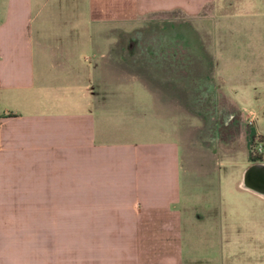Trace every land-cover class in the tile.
Instances as JSON below:
<instances>
[{
    "label": "crops",
    "instance_id": "1",
    "mask_svg": "<svg viewBox=\"0 0 264 264\" xmlns=\"http://www.w3.org/2000/svg\"><path fill=\"white\" fill-rule=\"evenodd\" d=\"M74 1L66 0V10L75 7ZM85 1L92 10L81 22L74 23L68 13L57 19L66 32L65 41L58 43V35L49 42L33 38L32 0H3L0 264H264V158H247L249 133L264 138V79L258 86L249 81L241 96L231 89H215L211 82V90H220L226 102L237 104L236 98H241L256 105L240 108L250 118L238 143L243 160H227L234 157L235 145L201 146L199 126L191 123L181 126V132L170 130L175 138L108 140L103 96L95 97L89 69L86 77L79 74L83 67L78 57L85 53L65 44L80 30V39L88 43L91 21L121 20L123 12L179 10L194 16L209 4L215 13L219 7L226 9L213 18L241 13L254 22L264 19V0H133L132 8L125 5L127 0H96L93 5ZM45 3L39 1L34 14ZM42 66L66 67L81 76L75 87L68 84L74 87L68 90L69 100L53 99L58 86L41 84L45 80L37 67ZM105 71L100 67L101 74ZM245 71L255 74L256 67ZM257 71L264 75V66ZM139 85L151 93L147 103L154 110L155 93L140 80ZM42 94L67 110L42 109ZM214 97L218 101V95ZM188 102L181 99V107ZM129 103L133 116H142L131 105L139 102ZM161 111L151 114L163 118L167 112L164 107ZM194 171L198 178L215 174V185L207 181L204 190L216 192L217 206L181 203L185 187L197 182ZM235 189L243 203L235 213L240 223L230 220L232 212L226 207L227 195ZM185 200H190L188 195Z\"/></svg>",
    "mask_w": 264,
    "mask_h": 264
},
{
    "label": "rangeland",
    "instance_id": "2",
    "mask_svg": "<svg viewBox=\"0 0 264 264\" xmlns=\"http://www.w3.org/2000/svg\"><path fill=\"white\" fill-rule=\"evenodd\" d=\"M39 1L32 0L29 11L31 34L37 40L42 36L45 38L43 40L48 41L49 37L58 35V43L60 40L64 42V25H60V22L58 25L57 19L68 13L74 23L81 22L85 13L92 10L86 6L85 0H75V7H68L67 10L66 0H46L45 5L34 14ZM94 2L96 0H90L91 5ZM125 3L130 8L134 4L133 0ZM3 6V0H0V17ZM224 11L226 9L219 7L215 13L207 4L194 16H187L179 10L123 12L121 20L91 21L88 43L80 39L81 30L74 33L72 41L65 42L68 47L85 53L78 57L79 65L83 67L79 74L86 77L89 69V84L95 97H101L100 94L103 96L108 140L130 136L175 138L170 130L175 128L181 132V126L191 123L199 126L196 131L198 137H201V146L213 143L227 147L232 144L235 145L234 157L229 156L227 160L245 159L244 151L238 143L248 123V115L242 114L240 108H256V105L244 102L241 98H236L237 104L226 102L220 90H211V82L216 86L215 89L221 87L224 91L233 90L238 96H241L242 89L249 81L252 85H259L264 79V75L257 73L258 67L264 66V19L249 21L253 17L241 13L230 17H212ZM106 16H109L108 13ZM49 18L54 21L51 23ZM40 27L46 30L40 31ZM37 46V41L33 40V50ZM102 66L106 68L104 74L100 72ZM252 66L256 67L255 74L245 71L246 67ZM37 68L40 69L39 77L45 80L41 84L58 86L59 91L53 99L69 100L68 90H73L74 83H80L78 80L81 76L77 78L66 67ZM101 76L103 80L99 79ZM139 80L155 93L154 110L147 103L151 93L141 88ZM69 83H73L72 89ZM50 89L54 90V87ZM215 95H218V101ZM184 97L189 102L185 105L183 103L181 107V99ZM46 98L47 95L42 94V104L39 105L42 109L67 110L68 106L48 102L44 100ZM135 99L139 104L131 105L143 113L140 117H134L130 109L129 101ZM163 107L167 112L165 117L151 114L152 111L154 114L161 113ZM261 123H264V116ZM145 132H148L147 135H143ZM249 148L247 143V150ZM261 154L264 156V151ZM203 156L205 160L206 154ZM191 175L197 178V182L185 187L187 194L183 195L181 203H192L200 207H206L209 203L217 206L219 198L216 192L204 190L207 181L212 187L215 185V174L198 178L199 173L194 171ZM187 195L189 201L185 200ZM227 196L229 205L226 207L232 212L230 220L234 218V222L240 223L241 218L235 216V213L243 208L241 197L236 189ZM200 239L207 246L205 241L208 238L204 231H201Z\"/></svg>",
    "mask_w": 264,
    "mask_h": 264
},
{
    "label": "built area",
    "instance_id": "3",
    "mask_svg": "<svg viewBox=\"0 0 264 264\" xmlns=\"http://www.w3.org/2000/svg\"><path fill=\"white\" fill-rule=\"evenodd\" d=\"M250 118L247 117V121H249ZM252 145L250 144V151L254 155H259L264 151V140L259 137H253L252 138Z\"/></svg>",
    "mask_w": 264,
    "mask_h": 264
},
{
    "label": "trees",
    "instance_id": "4",
    "mask_svg": "<svg viewBox=\"0 0 264 264\" xmlns=\"http://www.w3.org/2000/svg\"><path fill=\"white\" fill-rule=\"evenodd\" d=\"M252 138H253V134L252 133H249L248 135V138H247V143H248V146L250 147V144H251V141H252ZM260 138V137H259ZM264 140V138H261ZM247 158L249 160H255V159H263L264 157H262V154H259V155H254L251 151H250V148L248 149V152H247Z\"/></svg>",
    "mask_w": 264,
    "mask_h": 264
}]
</instances>
